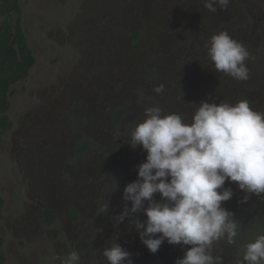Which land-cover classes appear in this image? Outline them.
Masks as SVG:
<instances>
[{
  "label": "flooded vegetation",
  "instance_id": "af4514ba",
  "mask_svg": "<svg viewBox=\"0 0 264 264\" xmlns=\"http://www.w3.org/2000/svg\"><path fill=\"white\" fill-rule=\"evenodd\" d=\"M58 3L61 19L42 29L48 48L29 43L23 27L34 56L19 81L27 96L12 113L14 84L10 87L12 126L0 132L13 183L0 180L5 264H62L74 250L78 264H108L99 250L117 237L133 264H174L189 246L165 241L153 254L128 218L114 226L125 203L131 207L122 200L123 189L137 179V166L146 158L140 146H129L131 132L145 119V108L157 105L186 120L206 100L247 99L264 112V0H231L226 11L216 13L204 8V0H56L54 6ZM221 30L248 48L247 81L215 71L208 60L206 43ZM159 84L165 90L156 94ZM224 186L234 193L222 207L240 224L237 244L246 234V208L239 204L245 194L236 182ZM105 201L109 212L102 211ZM135 215L146 219L142 212ZM234 248L220 240L213 255L233 264Z\"/></svg>",
  "mask_w": 264,
  "mask_h": 264
},
{
  "label": "clouds",
  "instance_id": "9594fccd",
  "mask_svg": "<svg viewBox=\"0 0 264 264\" xmlns=\"http://www.w3.org/2000/svg\"><path fill=\"white\" fill-rule=\"evenodd\" d=\"M230 3L204 0V8L216 13L226 11ZM206 49L215 71L237 81L249 79L250 52L227 30L213 34ZM164 90L163 84L153 88L156 94ZM144 115L128 144L133 149L140 146L146 158L137 166V179L123 189L122 200L131 201V207L125 203L114 216V226L128 218L153 254L165 241L189 246L174 264H223L221 256L213 255V244H236L240 228L234 213L222 207L234 195L225 182H236L245 193L240 203L250 195L264 198V112L242 99L234 104L201 101L187 120L179 113L165 114L158 105L146 107ZM109 210L105 201L102 211ZM141 212L145 220L136 218ZM117 239L100 254L108 264H133L132 254ZM242 247L236 264H264V233ZM79 259L74 250L62 264H78Z\"/></svg>",
  "mask_w": 264,
  "mask_h": 264
},
{
  "label": "rangeland",
  "instance_id": "374dc122",
  "mask_svg": "<svg viewBox=\"0 0 264 264\" xmlns=\"http://www.w3.org/2000/svg\"><path fill=\"white\" fill-rule=\"evenodd\" d=\"M21 0L24 12V21L23 27L25 29V33L28 37L29 43L34 41L35 46L41 47L43 44L47 47L48 45L45 42V36L42 32V29L45 27L51 28L52 22L56 21L57 18H60V13L62 12V5L58 3V6L55 7L56 0ZM60 2V1H59ZM43 17V23L40 21V17ZM2 17H0L1 21ZM50 26V27H49ZM33 44V45H34ZM48 48V47H47ZM50 54V53H49ZM48 54V55H49ZM43 55V54H42ZM47 55V56H48ZM44 56H40V60L38 59L33 69L31 70V77L36 76L37 69L39 64L43 61ZM30 88V87H29ZM28 88L21 89V82H16L12 86V96L11 102L13 105L12 113L17 111V108L20 106V101L25 99L27 96ZM10 112V113H11ZM0 142V180L1 182L6 181L4 184L9 185L12 183V175L7 167L8 159L5 155V152L1 149ZM4 169V170H3ZM14 187L13 189H15ZM11 192V191H10ZM15 191L11 193V197L13 199ZM245 194V193H244ZM8 198V208L12 209L13 205L9 202ZM256 202L255 206L250 207V204ZM264 202V198H258L255 195H252L251 201L245 203H239L243 208H246V234L240 239V241L235 244V248L233 253L231 254V258L233 260V264H236V260L242 257L243 254V245L248 243L250 240H254L255 237L259 234L264 233V208L262 206ZM264 205V204H263ZM261 209V211L259 210ZM23 251V250H21ZM10 264V263H9ZM20 264V263H14Z\"/></svg>",
  "mask_w": 264,
  "mask_h": 264
},
{
  "label": "trees",
  "instance_id": "16d2710c",
  "mask_svg": "<svg viewBox=\"0 0 264 264\" xmlns=\"http://www.w3.org/2000/svg\"><path fill=\"white\" fill-rule=\"evenodd\" d=\"M21 7L18 0H0V132L12 126L7 111L10 107V87L25 79L34 63L21 26ZM0 264L5 256L0 252Z\"/></svg>",
  "mask_w": 264,
  "mask_h": 264
}]
</instances>
